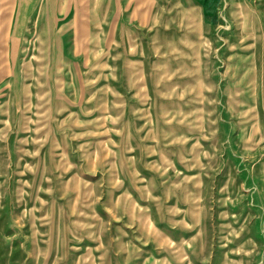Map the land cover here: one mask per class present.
Masks as SVG:
<instances>
[{
    "label": "rangeland",
    "instance_id": "1",
    "mask_svg": "<svg viewBox=\"0 0 264 264\" xmlns=\"http://www.w3.org/2000/svg\"><path fill=\"white\" fill-rule=\"evenodd\" d=\"M146 1L0 62V264H264V0Z\"/></svg>",
    "mask_w": 264,
    "mask_h": 264
},
{
    "label": "crops",
    "instance_id": "2",
    "mask_svg": "<svg viewBox=\"0 0 264 264\" xmlns=\"http://www.w3.org/2000/svg\"><path fill=\"white\" fill-rule=\"evenodd\" d=\"M116 1L123 13L129 15L130 20L138 18L133 14L139 10L136 3L140 5L142 0ZM150 1L148 0L144 4L151 3ZM39 6L40 0H0V50L2 51V53L0 52V62L9 61L11 48L19 45L18 43L23 38L27 18L34 14Z\"/></svg>",
    "mask_w": 264,
    "mask_h": 264
}]
</instances>
